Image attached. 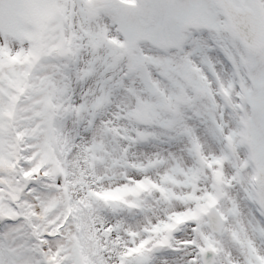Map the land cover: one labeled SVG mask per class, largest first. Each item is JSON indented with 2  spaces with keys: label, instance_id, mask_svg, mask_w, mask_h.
I'll list each match as a JSON object with an SVG mask.
<instances>
[{
  "label": "snow or ice",
  "instance_id": "snow-or-ice-1",
  "mask_svg": "<svg viewBox=\"0 0 264 264\" xmlns=\"http://www.w3.org/2000/svg\"><path fill=\"white\" fill-rule=\"evenodd\" d=\"M0 264H264V0H0Z\"/></svg>",
  "mask_w": 264,
  "mask_h": 264
}]
</instances>
